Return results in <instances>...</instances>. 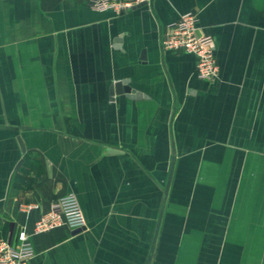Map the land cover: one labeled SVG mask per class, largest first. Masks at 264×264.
<instances>
[{"label": "crops", "instance_id": "1", "mask_svg": "<svg viewBox=\"0 0 264 264\" xmlns=\"http://www.w3.org/2000/svg\"><path fill=\"white\" fill-rule=\"evenodd\" d=\"M88 1L0 0V239L26 264H145L156 229L148 264H264V0ZM186 11L212 80L159 47ZM66 193L84 226L34 233Z\"/></svg>", "mask_w": 264, "mask_h": 264}, {"label": "built area", "instance_id": "2", "mask_svg": "<svg viewBox=\"0 0 264 264\" xmlns=\"http://www.w3.org/2000/svg\"><path fill=\"white\" fill-rule=\"evenodd\" d=\"M151 0H89L87 5L97 11L111 10L120 13L138 3ZM194 12L181 13L177 20L165 25L159 47L163 50L184 51L196 56L195 73L204 80H212L217 74V64L213 56V41L210 36L200 34L196 27ZM64 224L68 228L84 226V217L73 193H66L50 203L46 213L33 225L34 233H41ZM33 255V249L26 238L12 245L0 239V264H26Z\"/></svg>", "mask_w": 264, "mask_h": 264}, {"label": "water", "instance_id": "3", "mask_svg": "<svg viewBox=\"0 0 264 264\" xmlns=\"http://www.w3.org/2000/svg\"><path fill=\"white\" fill-rule=\"evenodd\" d=\"M120 13H122V12H120ZM110 91H111V93H113V92L114 93L124 92V93H128V94H134V91L132 89H130L127 85H125V83L123 81H116L115 83H113L111 85V87H110ZM18 142L20 144L19 139H18ZM20 147H21V144H20ZM170 171H171V163L169 165L167 177L170 175ZM166 188H167V181H166V184H165L164 193L166 192ZM155 233H156V229H155V231L153 233V237H152L151 242H150L149 254L147 256V259H146V263L145 264H148V262L150 260V256H151V253H152V245H153V242H154Z\"/></svg>", "mask_w": 264, "mask_h": 264}]
</instances>
